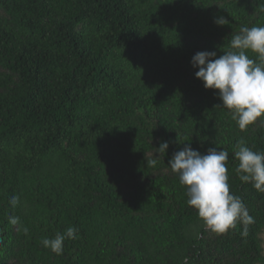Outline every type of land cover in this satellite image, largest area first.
I'll use <instances>...</instances> for the list:
<instances>
[{
    "label": "trees",
    "instance_id": "1",
    "mask_svg": "<svg viewBox=\"0 0 264 264\" xmlns=\"http://www.w3.org/2000/svg\"><path fill=\"white\" fill-rule=\"evenodd\" d=\"M243 26L264 0H0V264H264V192L235 158L264 151V117L241 131L191 64ZM189 144L228 152L254 223L217 234L188 206L168 162ZM69 226L61 255L43 247Z\"/></svg>",
    "mask_w": 264,
    "mask_h": 264
},
{
    "label": "clouds",
    "instance_id": "2",
    "mask_svg": "<svg viewBox=\"0 0 264 264\" xmlns=\"http://www.w3.org/2000/svg\"><path fill=\"white\" fill-rule=\"evenodd\" d=\"M218 26L227 25L228 20L220 16L214 18ZM230 49L217 58L215 51L197 52L191 60L196 79L203 82L206 90H213L223 107L230 111L232 119L241 131L264 117V26H243L240 33L233 35ZM257 54V60L249 58L247 52ZM235 158L239 161L236 171L239 179L264 192V151H253L243 139L236 144ZM168 142H161L155 152L166 153ZM228 152L224 149L211 148L207 154H201L190 144L176 152L168 165L173 173L178 174L179 182L186 188L187 204L197 210L198 217L205 226L217 234L226 233L236 227L237 222L245 226L254 223L241 197L230 194ZM155 166L157 159L147 162ZM10 205L15 208L18 196H12ZM9 223L18 225L19 217L12 216ZM25 234L28 229L24 228ZM247 235V227L241 232ZM78 229L66 228L63 234L54 238H43V247L61 255L66 239H78ZM186 264V261H185Z\"/></svg>",
    "mask_w": 264,
    "mask_h": 264
},
{
    "label": "rangeland",
    "instance_id": "3",
    "mask_svg": "<svg viewBox=\"0 0 264 264\" xmlns=\"http://www.w3.org/2000/svg\"><path fill=\"white\" fill-rule=\"evenodd\" d=\"M262 238H263V240H264V235H263V237H262Z\"/></svg>",
    "mask_w": 264,
    "mask_h": 264
}]
</instances>
